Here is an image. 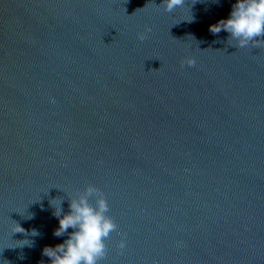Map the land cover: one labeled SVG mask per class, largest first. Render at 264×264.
I'll return each instance as SVG.
<instances>
[{"label": "water", "instance_id": "water-1", "mask_svg": "<svg viewBox=\"0 0 264 264\" xmlns=\"http://www.w3.org/2000/svg\"><path fill=\"white\" fill-rule=\"evenodd\" d=\"M235 2L0 0V264H47L89 183L98 264H264V44L210 31Z\"/></svg>", "mask_w": 264, "mask_h": 264}, {"label": "clouds", "instance_id": "clouds-1", "mask_svg": "<svg viewBox=\"0 0 264 264\" xmlns=\"http://www.w3.org/2000/svg\"><path fill=\"white\" fill-rule=\"evenodd\" d=\"M162 3L166 11L172 12L182 7L185 0H162ZM222 29L230 34L228 41L234 40L240 48L249 44H264V39H258L264 37V0H236L227 18L210 25L213 34H218ZM148 31L151 28L146 26L145 32L138 34L139 39L143 40ZM186 63L194 65V57H187ZM84 191V195L69 199L70 210L67 213L61 214V200L60 206L55 207L54 215L59 219V226L54 230V235L61 237L68 233V238L55 246H45L43 254L50 258L47 264H98L106 255L105 241L117 225L107 215L109 205L103 192L91 183ZM90 196H95V205L89 202ZM17 225L14 232L24 231ZM70 228L72 231L69 233ZM117 246L123 249L125 239L122 238Z\"/></svg>", "mask_w": 264, "mask_h": 264}]
</instances>
